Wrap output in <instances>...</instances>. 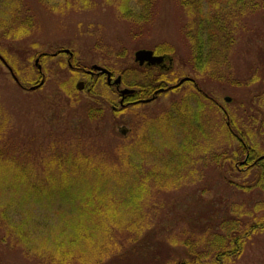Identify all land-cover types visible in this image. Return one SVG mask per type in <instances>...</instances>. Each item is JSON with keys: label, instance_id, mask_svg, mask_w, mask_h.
Returning a JSON list of instances; mask_svg holds the SVG:
<instances>
[{"label": "rangeland", "instance_id": "rangeland-1", "mask_svg": "<svg viewBox=\"0 0 264 264\" xmlns=\"http://www.w3.org/2000/svg\"><path fill=\"white\" fill-rule=\"evenodd\" d=\"M119 1L88 0L87 7H83L84 10L81 11L66 10L62 1L61 12L53 13V16H44V13L38 12V6L43 9L38 0L25 1L26 4H34L42 31L40 32L39 24L30 10L37 22L36 26L38 25L37 33L21 39H0V54L13 62L18 70L17 77L21 80H35L33 65L42 52L62 50L73 56L69 58L63 54L39 62L46 71L45 85L36 93L33 92L34 95L18 89L8 69L0 64V162L10 169L23 168L25 173L21 177L25 180L31 181V175L42 179L43 170L47 176L48 163H53L57 150L63 149L64 155L59 160L62 172L67 170L65 160L83 154L92 157L90 160L94 164L103 167L102 175L110 172L106 176L111 177L109 182L117 183L118 178L113 176L129 178V175L135 174L133 180L140 183L145 175H152L146 183L145 197H150H146L143 202L141 219L137 223L142 227L143 246L137 252L132 249V252L128 251L126 254L122 250L111 253L113 257L104 260L102 264H168L182 259L176 258L174 254L178 249L184 251L183 247L180 244L171 246L167 239L176 235L174 228L180 225L176 219L184 214L185 207H201L199 212L193 213L202 216L203 213L209 215L212 212L209 213V208L206 207L208 202L220 214L222 210L238 205L243 206L242 210L249 211L254 205L264 201V193L260 189L244 192L227 185L229 181L247 186L256 177L250 172L248 176H243L241 173L244 172V167H239L237 172H229L231 160L220 159L222 155H231L238 145L227 130L233 125L232 122L241 125L239 133L241 137L243 133L245 138L248 118H258L264 112V94H261L264 92V83L261 82L264 79V0L251 1L245 11H235L230 19L222 23L227 26V30H231V36L219 41L217 37L211 50L213 60L209 61L212 67L201 72L192 66L193 46L192 41L187 38L188 26L191 25L190 22H194V18L186 14L187 9L181 7L178 0H155L153 15L147 22L131 21L129 16L117 9ZM136 2L137 0H129L132 15L140 13V6L135 5ZM4 4L0 3V15L3 17L8 14ZM11 22L8 20L9 25ZM157 48L171 50L163 56L161 65L139 67L135 63L134 54L137 51L153 52ZM69 60L80 69L95 65L113 73L114 77L122 73L126 82L120 84L119 90L127 88L135 91L129 88L127 82H141L146 73L153 77L162 74L166 80L173 82L189 78L196 82L198 89L196 91L191 84L185 83L174 91L160 95L156 101L139 107H125L119 112V99L113 95L112 90L106 92L99 84L94 87L93 94H90L91 79L79 75L75 84L83 81L84 87L82 91H77L75 84L70 86L72 75L54 74L55 70L67 67L66 61ZM61 64L64 66H60ZM28 67L29 69H24ZM65 80L68 82L67 88L71 90L69 93H64L59 88ZM26 87L28 85L24 88ZM101 92L107 98L115 100L114 112V105L107 104L109 100L100 96ZM204 95L209 96L208 99L216 108L205 100ZM127 98L129 97L123 99L124 104ZM226 99L229 101L226 102ZM259 101H263V104ZM181 103L188 104L189 107L199 103L203 107L200 125L201 134L203 135L204 130L206 136V139L198 136L195 141L197 149L185 153L186 159L182 158L179 151L174 150L178 141L174 134L170 148L162 147V143L168 142L162 134L167 131L164 125L168 123L163 116H171L173 108L179 107ZM100 107L102 110H99ZM256 126L260 128L258 123ZM251 145H260V141L253 139ZM260 148L264 150L261 145ZM166 163L172 165V172L177 164H182L181 172L174 176L181 181L160 187L156 178L166 176L162 173L164 168H161ZM130 165L137 169L129 171ZM4 172L6 176L7 171ZM152 172L155 173L151 174ZM53 173L57 180L58 171L54 169ZM21 177L13 178L22 180ZM196 200H201L203 204ZM58 208L63 210V218L75 216L74 213L68 215V208L65 206ZM210 209L212 210V206ZM188 215L189 213H185L184 217ZM100 228L103 231H98L94 238L99 246L105 241L103 225ZM72 229L68 227L65 231ZM48 231L44 225L38 227L33 234L38 233L36 246L45 238L52 240L56 236ZM109 233L110 244H117V248L129 245L126 237L116 234L115 239ZM2 236L0 231L1 264H50L46 258L40 260L26 254L13 239H6L12 246L6 245ZM252 239L244 247L240 257L228 264H264V233L255 235ZM41 248L44 249V245ZM120 254V259L114 257Z\"/></svg>", "mask_w": 264, "mask_h": 264}, {"label": "trees", "instance_id": "trees-1", "mask_svg": "<svg viewBox=\"0 0 264 264\" xmlns=\"http://www.w3.org/2000/svg\"><path fill=\"white\" fill-rule=\"evenodd\" d=\"M25 1L26 0H0V3L4 4L6 2L8 4H4L8 14L4 17L0 15V39H21L22 37L37 33L38 25L36 26V24L39 20L38 12L44 13V16L46 14L53 16V13L56 12L60 13L62 1L66 10L78 9V11H81L84 10L82 9L83 7H87L88 5V0H60L57 2H53L52 0H38L44 10L38 6L39 11L36 12L34 4H32L33 1L32 3L28 2V4H26ZM178 1L181 7L187 9L186 14L194 18V22H190L191 25L188 26L189 30L187 35V38L192 41L191 44L193 46L194 57L192 66L198 72L202 70L206 71L208 67L211 69L212 65H210L211 62L209 63V61L213 60V53H211V50L215 44V40L217 37L219 41L224 39V37L231 36L229 34L231 30H227V26H223L222 23L230 19V16L235 11H245L253 0H248V3L247 0ZM154 2L155 0H137L135 5L140 6L138 8V12H140L138 15H132L131 7H129V0H120L117 2V9L119 12L129 16L131 21L147 22L151 15H153ZM9 4L11 6H9ZM205 6L206 9H204ZM30 10L33 12L37 22H35ZM211 11H214V13L212 14ZM8 20L12 21L10 25L8 24ZM207 20L209 22L208 25ZM39 28L41 32V24H39ZM231 28L233 29L232 21ZM170 51L171 50L157 48L153 52L158 56H166ZM204 52H207V54L204 55ZM63 54L66 53L62 50L55 51L54 53L42 52L38 54L36 57L38 62L36 63L35 60L33 65L35 80L19 79L17 77L18 70L13 62H9L8 59L1 54L0 57L5 64L1 61L0 64L8 69L18 89L29 95H34V93L45 85L44 73L46 74V71L41 68L39 62H42L44 59L62 56ZM66 55H68L69 58L73 56V54ZM66 62L67 67L55 70L54 74H56V76H63V73L72 75L70 81L71 87L74 86L77 76H91L87 74V71H92L93 66L88 69H80L72 60ZM60 66L64 65L61 64ZM24 69L27 70L29 67ZM33 71L31 70V72ZM149 74L150 73H146L141 82L137 81L138 84L137 82H127L129 83V88L135 89V93L126 99L128 102L147 100L153 97L157 90H165L163 93L156 95L157 99L160 95L177 89L174 88V84H177L179 81L173 82L166 80L162 74L156 77L149 76ZM0 77H2V75H0ZM119 77L121 78V83L126 82L125 76L122 73ZM261 82L264 83V79ZM99 84H101L103 90L105 89L106 92L107 90H112L111 92L113 95L119 99L118 93L116 90H113L115 87L108 86L104 80V76L91 79V86L89 87L90 94H93L94 87ZM186 84H191L193 89L197 91L198 86L194 80L186 82ZM25 85H28V87L24 88ZM36 86L39 87L31 90L32 87ZM67 86L68 82L65 80L60 84L59 88L62 92L65 91L69 93L71 90H69ZM96 94L98 93L96 92ZM261 94H264V92H261ZM100 96L103 98L106 97V99L109 100L107 104L114 105V107L116 106L114 99L111 100L107 98L102 92ZM208 97L209 96H205V100L211 105H214ZM156 99L154 101H156ZM259 102L263 104V101ZM144 104L129 105L126 107H139ZM257 107L261 108L260 105H257ZM202 108L203 107L199 103L192 107H189L188 104L181 103L179 107L173 108L171 116L164 115L163 118L168 123L164 125V129L167 131L162 134L164 135L163 137L166 138V142H168H165L166 144L162 143V147L170 148V145L173 143L174 134L178 140L174 150L179 151L182 158L186 159L187 155L185 153L192 149H197L195 141H197L198 136H202L203 139H206L204 130L203 135L201 134L202 127L200 125V119ZM114 109L112 108V112L116 110ZM124 109L126 108L119 106V112H122ZM99 110H102V108L100 107ZM224 114L226 118H229L226 113ZM1 115L2 113L0 111V123ZM171 122H173L172 125ZM246 122L249 123L248 126L252 125L254 127H257L256 125L258 123L264 129V112L260 114L258 118L250 116ZM232 124L233 125L227 128V130L232 136V140L238 143L237 148L235 147L231 155H222L220 159L226 158L231 160V170L229 167V172H234L235 170L237 172L238 168L236 164L244 159L245 148L234 135L240 138L242 143L246 142V140L243 133L242 137L240 136L239 126L241 125H237L234 121ZM169 126H171V128H169ZM251 146V151H253L252 155L255 154V151L258 152L257 155L264 153V151L259 150V145ZM57 151L58 153L53 156L55 158L54 162L48 163L47 176L43 170L44 176L42 179L37 178L36 175H31V181L25 180L21 177V174L25 173L23 168H16L15 170L10 169L0 162V231L3 233L2 241L6 245L12 246L6 239L8 241L9 239H13L26 254L33 255L36 259L40 260L46 258L47 262H50V264H102L104 260H110V258L113 257L111 253H116L119 250L124 251L125 254L128 251L132 252V249H134V252H137L144 244L143 238L141 237L142 227L137 223L141 219V209L147 197H145V194H147L146 183L152 175H145L144 179L140 180V183H136L135 180H133V178L136 177L135 174L129 175L128 177L130 179L127 177L121 178L120 176H113L118 178L116 180L118 184L109 182L111 177L106 178V176H109L110 172L108 171L106 175H102L101 171L103 167L94 164L90 160L92 157L83 154L76 155L71 160H65L67 170L62 172V165L59 164V160L64 155V152L63 149H58ZM43 160H45V156ZM135 168L136 167L133 165H130L129 171ZM161 168H164L162 169V173L166 176L156 178L161 184L160 187L169 186L171 182L176 183L177 181H181L174 176H176L175 173L181 172L182 164H177L173 172L170 171V168H173L171 164L166 163ZM54 169L59 173L57 180L54 179V175H56L53 173ZM4 171H7L6 176ZM243 171L244 172L241 173L243 176H248L250 172V174H254L256 177L250 185L232 184L229 181L227 185L244 192L260 189L264 193V161H261L259 166L253 171H245L244 168ZM154 173L155 172H152L151 174ZM17 176L21 177L22 180L13 178ZM109 189H115V191ZM101 191L103 192L101 193ZM149 197L150 196H148L147 199ZM196 202L202 203L201 200H196ZM60 206L68 208L67 214L72 215V213H74L76 217L63 218V210L58 208ZM211 206L212 210L210 209ZM206 207L209 208V213L212 211L211 214L208 213L209 215H206L203 213L202 216H199L198 213L196 214L193 212H199V208L201 207L187 206L185 207L184 214L177 216L176 222L178 221L180 225L174 228L176 235L168 237L169 240L167 239V241L171 246L180 244L179 246L183 247L184 251L179 249L176 250L177 253L174 254V256L182 259L176 262L172 261L168 264L232 263L240 257L244 247L253 240L252 238L255 235L264 233V201L254 205L249 211L242 210L241 207L243 206L238 205L237 207L233 206L229 208V210H222L219 214V210H213V205L209 202ZM260 212L263 213L258 215ZM185 213H189V215L184 217ZM216 214H219V217H216ZM42 225L49 229L48 233H54L56 236H54L52 240L45 238L43 241L45 242L44 244L38 241L39 246H36L35 243L37 242L38 233L36 235L33 234H35L34 232ZM101 225L104 227L105 241L99 246L94 238L98 231H103L100 228ZM68 227H72V231H65ZM108 232H110V237L115 239H117L116 234L117 236L126 237V239L129 240V245L117 248V244H110ZM177 238H179V241ZM42 245H44V249L41 248ZM89 251H93V253L89 254ZM171 251L173 252L172 249ZM120 256L121 254L114 257L120 259Z\"/></svg>", "mask_w": 264, "mask_h": 264}, {"label": "flooded vegetation", "instance_id": "flooded-vegetation-1", "mask_svg": "<svg viewBox=\"0 0 264 264\" xmlns=\"http://www.w3.org/2000/svg\"><path fill=\"white\" fill-rule=\"evenodd\" d=\"M146 66V65H144ZM148 67V66H146ZM98 77L99 75L97 74H91V76L89 78H95V77ZM106 84L108 86H113L110 84L107 83V80H106V77L104 78ZM113 81V78L111 77V82ZM114 87V86H113ZM115 90L116 92L118 93V96H119V106H121L122 108L126 107V106H129V105H138V104H144L146 100H138V101H134V102H128L126 101V103L124 104V100L122 101V105L121 104V97L119 95V91L118 89L115 87ZM130 97V96H128ZM128 99V98H127ZM155 99H156V96H155ZM152 102V101H151ZM148 104V103H146ZM115 107H113L114 109ZM236 139L239 140V143L245 148V156H244V159L242 162H239L236 164V166L239 167H244L245 171H253L254 169H256V167L259 166V163H261V161H264V153H260V155H257L258 152L255 151L254 155H252L253 151H251V143L253 142V139H258L260 141V145L264 148V129L261 127L260 125V128H256L252 125H249L248 126V130H247V133H246V136H245V140L247 142V146L245 143H242L241 142V139L238 138L236 135H234ZM250 145V146H248ZM260 145H259V148H260ZM261 149V148H260ZM256 150V149H255ZM262 151H264L263 149H261Z\"/></svg>", "mask_w": 264, "mask_h": 264}, {"label": "water", "instance_id": "water-1", "mask_svg": "<svg viewBox=\"0 0 264 264\" xmlns=\"http://www.w3.org/2000/svg\"><path fill=\"white\" fill-rule=\"evenodd\" d=\"M67 53V51H66ZM0 61L3 62L2 58L0 57ZM134 61L135 63L138 64L139 67L143 66L146 64V66H158V65H161L164 61V57L163 56H155L153 54L152 51H149V50H139L137 51L135 54H134ZM38 62V60H36V63ZM4 63V62H3ZM5 64V63H4ZM92 70L93 71H96L98 74L100 75H106L107 77V83L110 84L111 83V74L104 68H101V67H98V66H93L92 67ZM87 73H91V72H87ZM14 80L16 81V79L14 78ZM191 79L189 78H184L182 80H180L176 85H175V88H178L180 87L181 85H183L184 83L186 82H190ZM42 84V83H41ZM40 84V85H41ZM113 84L115 86H119L120 84V78H117L116 80H114ZM39 86H36V87H32L31 90H34L36 88H38ZM83 87H84V84L83 82H79L77 85H76V88L77 90L81 91L83 90ZM165 90H157L155 93H154V96L149 99V100H146L145 102L146 103H149L151 102L152 100H154L155 96L160 94V93H163ZM135 91L133 90H129V89H124V90H121L120 91V95L122 97V99H124L126 96H132L134 94ZM226 102H228L229 100L226 99L225 100Z\"/></svg>", "mask_w": 264, "mask_h": 264}]
</instances>
